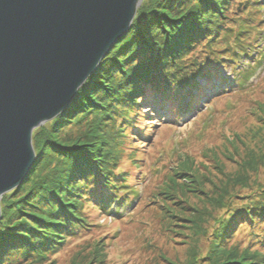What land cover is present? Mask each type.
Returning <instances> with one entry per match:
<instances>
[{"label":"trees","instance_id":"16d2710c","mask_svg":"<svg viewBox=\"0 0 264 264\" xmlns=\"http://www.w3.org/2000/svg\"><path fill=\"white\" fill-rule=\"evenodd\" d=\"M263 33L264 0L142 2L129 31L107 52L67 109L33 130L35 161L20 186L0 200V262L12 248L43 257L91 232L110 246L126 231L145 198L133 184L135 173L144 171L146 176L150 171L147 178H138L145 191L167 164L178 159L179 149L161 147L162 132L150 143V151L139 150L147 145L144 140L152 125L145 122L166 109L173 125L180 110L201 111L202 103L209 108L227 99L228 108H210L198 115L208 111L205 121L233 115L237 104L264 78L248 84L264 63ZM223 70L228 71L226 76ZM206 89L212 95L205 94ZM191 139L193 145L202 140ZM156 148L162 150L160 160L153 156ZM263 173L264 155L248 164L238 179L244 192L254 193L241 196L246 197L245 204L232 210L225 197L214 200L225 211L213 229L205 264H264V226H258L264 223V198L258 196L264 188L256 179ZM134 200L136 206L123 216ZM112 216L120 228L97 222ZM247 224L254 230L248 232L246 248L241 253L225 251L221 243L231 240L228 235L235 226L240 225L237 237ZM129 251L132 255L134 248ZM193 255L192 262L202 260L196 251ZM125 262L99 264L131 263Z\"/></svg>","mask_w":264,"mask_h":264},{"label":"rangeland","instance_id":"374dc122","mask_svg":"<svg viewBox=\"0 0 264 264\" xmlns=\"http://www.w3.org/2000/svg\"><path fill=\"white\" fill-rule=\"evenodd\" d=\"M240 7L241 5H238L237 10ZM262 36L264 37V33ZM227 72L222 71L225 76ZM262 76L264 63L248 84L256 83ZM199 82L206 86L204 80ZM254 89L237 104L233 115L220 120L217 117L205 121V115L210 108L211 111L228 108L229 99L218 101L209 108L202 103L201 111L200 108L192 112L180 110L173 125L168 121L170 111L164 109L152 113L153 119L145 122L152 124L151 129L147 130L148 137L144 140L147 145L143 143L139 150L150 151V143L162 132L164 139L160 141L161 147L165 150L179 149L175 152L178 153V159L167 164L161 172V177L145 191L138 178L142 175L147 178L150 171L146 176L144 171L135 173L133 184L137 186L140 196L143 194L145 198L126 231L115 238L110 246L105 245L106 242L102 245L101 235L91 232L88 236L68 241L57 252L44 253L43 257L29 251L15 252V248H12L9 250L12 254L0 264H99L108 260L131 262L128 264H205V254L209 250L207 248L213 229L220 222L219 218L224 217L225 208L216 204V198L222 200L225 197L234 210L247 202L246 197L241 196L254 194L251 189L249 191L252 193L244 192L245 187L238 184V179L246 172L248 164L257 158L262 160L264 155V78ZM212 93L210 89L205 91L207 95ZM204 110L208 111L199 116ZM161 120L164 121L160 122ZM72 132V135L77 134L76 131ZM191 137L202 140L193 145ZM134 144L140 146L137 141H134ZM161 151L157 149L153 156L160 160ZM145 162L146 158L142 163ZM176 172L179 174L175 175ZM252 175L249 176V182L253 181ZM253 177L256 178L255 175ZM256 179L264 188V176ZM240 189L244 190L241 192ZM259 195L264 198V193L261 195L258 192ZM136 204L137 201L134 200L123 209L122 215L130 214ZM112 219L115 217L101 218L97 222L114 224V228H120V224L115 225ZM258 226L261 228L264 223ZM249 227L251 226L248 224L242 227V232L236 237L240 225L235 226L236 229L228 235L231 240L221 243V247L225 251L233 249L241 253L246 248L248 232L254 230ZM255 228L257 229V225ZM132 247L134 251L131 255L129 249ZM195 251L199 260L202 258L197 263L191 260Z\"/></svg>","mask_w":264,"mask_h":264},{"label":"water","instance_id":"95a60500","mask_svg":"<svg viewBox=\"0 0 264 264\" xmlns=\"http://www.w3.org/2000/svg\"><path fill=\"white\" fill-rule=\"evenodd\" d=\"M143 0H0V200L55 119L129 30Z\"/></svg>","mask_w":264,"mask_h":264}]
</instances>
